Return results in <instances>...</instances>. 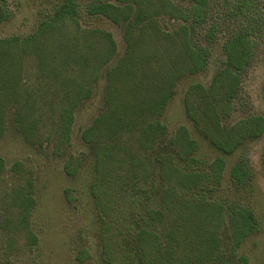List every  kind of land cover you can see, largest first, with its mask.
Masks as SVG:
<instances>
[{
	"label": "trees",
	"instance_id": "16d2710c",
	"mask_svg": "<svg viewBox=\"0 0 264 264\" xmlns=\"http://www.w3.org/2000/svg\"><path fill=\"white\" fill-rule=\"evenodd\" d=\"M34 1L42 5L46 0ZM118 1H125L124 6L110 0H89L86 6L88 15L110 18L123 29L125 50L115 64L105 68L116 52V41L108 30L83 26L79 20V0H57L54 14H46V19L32 33L0 38V136L8 126H5L6 103L18 101L24 93L21 107L11 104L16 110V126L30 139L37 134L41 123L47 122L48 117L56 118L59 113L55 150L61 153L65 146L71 145L80 99L90 97L103 67L107 105L92 125L82 131L83 141L92 150L90 164L94 171L90 189L101 224L99 241L103 246V261L107 264H250L239 248L257 231L259 222L244 202H232L228 198L232 193H248L249 171L240 160L233 166L230 180H226L224 155L234 153L246 136L260 135L264 131V117H247L231 127L224 126L222 118L231 113L241 75L254 53V38L247 29L235 30L223 45L225 67L211 86L205 88L193 83L186 91L188 117L224 154L208 161L197 154L200 143L186 126H180L174 136L164 138L167 126L161 116L177 83L207 68L210 50L198 44L194 37L196 29L206 27L212 17L213 0H188L189 6L185 8L172 0H161L157 12L149 6V0ZM6 2L0 0V22L14 15ZM252 4V1L235 0L226 8L230 17L249 16L253 12ZM158 12L180 16L184 23L169 31L154 18L153 13ZM255 20L251 18L249 22ZM207 27V38L213 39L217 24ZM249 27L254 28L253 24ZM58 37H63L65 42L54 45ZM41 53L54 56L53 62L43 68L37 60ZM31 56L37 61L42 80L46 84L50 82L53 93L60 91L63 105L59 110L56 106L59 102L53 96L54 103L45 104L37 112L40 105L31 102L32 93L24 86L25 81L21 82L22 86L21 83L12 86L21 91L19 95L5 98L8 94L3 90V75L5 78L10 72L24 75L25 57ZM195 94L200 98L197 105L190 101ZM220 101L223 104L219 105ZM84 158H87L84 152L73 154L64 165L65 171L76 176ZM4 163L0 157V169ZM17 165L14 164V170ZM33 186L28 178L25 185L13 190V200L18 196L29 202L14 200L20 214L6 215L3 225L14 230L21 224L28 236H32L29 241L35 243L38 237L29 229L36 204ZM70 193L66 189L71 201ZM113 208L118 215L114 221L117 232L108 234L109 212Z\"/></svg>",
	"mask_w": 264,
	"mask_h": 264
},
{
	"label": "rangeland",
	"instance_id": "374dc122",
	"mask_svg": "<svg viewBox=\"0 0 264 264\" xmlns=\"http://www.w3.org/2000/svg\"><path fill=\"white\" fill-rule=\"evenodd\" d=\"M56 1L46 0L41 5L39 1L35 2L34 0H7L6 4L8 3L7 5L12 7L14 15L11 19L0 22V38L26 36L32 33L37 24L46 19V14H54ZM79 1L81 2L79 20L84 27H100L112 32L117 48L104 68L108 64H115L117 58L125 50L122 26L99 14L88 15L86 6L89 0ZM110 1L121 6L125 4V1ZM242 1L243 3L253 2L251 15L230 17L226 7L228 4L231 7L235 0H213L212 17L207 22L206 27L196 29L194 37L198 44L205 45L210 50L207 68L200 73L185 77L177 83L175 93L161 116L163 123L167 126V133L164 138L174 136L180 126H186L190 130V134L200 143L197 154L208 161L224 154L196 129L188 117L185 94L193 83H200L205 88L211 86L215 76L225 67L226 56L223 45L229 36L238 29H247L251 33V37L254 38L256 46L249 66L241 75V86L232 100L231 113L222 118V124L231 127L247 117L257 115L264 117V0ZM172 2L182 8L189 6L188 0H172ZM148 4L157 12L161 9L162 1L149 0ZM153 15L169 31L179 28L178 26L184 23L182 17L173 16L172 13L158 12L153 13ZM251 18L256 19V22H249ZM212 23L217 24V31L215 37L209 40L207 38V26ZM250 24H253L255 29L249 27ZM60 41L64 43L65 39L58 37L54 45H58ZM49 42L52 43L53 41L50 40ZM56 53L58 52L56 51ZM52 57L54 58L51 54L41 53L37 59L39 66L43 68L44 65L52 63ZM31 58L32 56L25 57L24 75L12 72L6 78L3 75V90L8 94L5 98L8 99L14 94L19 95L21 91L12 86H18L25 81L24 84L26 85L24 86L29 87L32 93L31 102L40 105L36 107L37 112L45 104L54 103L53 96L59 102L56 105L59 110L60 106L63 105L60 91L58 94L52 92L50 82L46 84L42 80L37 61L35 62ZM104 68L102 67L100 71L99 79L95 82L90 97L80 99L75 113L76 119L72 129L71 145L65 146L61 153H58L57 149L55 150L59 113L56 118L50 119L48 117L47 122L41 123L37 134L29 139L16 126L14 121L16 110L11 107V104L22 106L24 93L18 101L6 103L5 108L2 106L7 120L5 126H8L0 136V157L5 162L4 168L0 169V264H107L101 257V248L103 247L99 241L101 224L90 189L94 171L90 164L92 150L89 147L90 144H86L82 139V131L92 125L94 118L107 105ZM45 73L44 71L43 74L45 75ZM57 87L59 88V85ZM226 92L223 94L225 95ZM3 93L2 91V100L4 99ZM198 94L200 95V92ZM199 100L197 94L190 99L193 104H198ZM2 104L4 105V103ZM220 104L223 102L220 101ZM80 152H84L87 158L83 159L80 172L76 176H71L65 171L64 165L73 154L78 155ZM224 156L227 159L226 180H230L233 166L242 160L249 171L251 184L248 193L235 191L236 193H232L228 198L232 202H244L247 207L253 210L259 222L257 231L244 240L239 248V253L246 255L250 264H263L264 131L258 136H246L244 142L239 145L234 153ZM15 163L19 165L14 170ZM28 178L34 183L33 190L36 201L30 216L31 226H28L38 237V241L35 243L29 241L32 236H28L29 233H26L21 224L14 230L3 225L6 215L13 214L18 217L20 214V208L14 200L28 204L27 198L20 200V197L14 196L13 200L12 195L13 190L20 184L25 185ZM66 189L71 192V201L67 198ZM220 195L222 196V194ZM125 213L126 211L123 212V216ZM109 216L111 228L107 229L108 234L117 232L114 221L117 220L118 215L115 208L111 209ZM122 217L120 218L124 219ZM16 220L18 219L16 218ZM11 224L10 222L8 227Z\"/></svg>",
	"mask_w": 264,
	"mask_h": 264
}]
</instances>
